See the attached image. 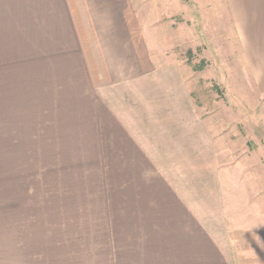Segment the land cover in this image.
I'll return each mask as SVG.
<instances>
[{
	"label": "crops",
	"instance_id": "obj_1",
	"mask_svg": "<svg viewBox=\"0 0 264 264\" xmlns=\"http://www.w3.org/2000/svg\"><path fill=\"white\" fill-rule=\"evenodd\" d=\"M35 2L0 0V264H236L184 68L155 57L130 0ZM221 3L264 89V0Z\"/></svg>",
	"mask_w": 264,
	"mask_h": 264
},
{
	"label": "rangeland",
	"instance_id": "obj_2",
	"mask_svg": "<svg viewBox=\"0 0 264 264\" xmlns=\"http://www.w3.org/2000/svg\"><path fill=\"white\" fill-rule=\"evenodd\" d=\"M35 1L17 0L19 16L26 17L27 7ZM221 1L130 0V8L136 23L139 16L146 29L155 57L184 68L198 112L211 129L227 187L225 204L236 264H264V188L262 194L250 191L251 172L260 178L257 187L264 186V170L250 164L253 158L264 163V150L253 152L256 143L248 127L251 112L260 116L258 126L264 132V89L252 87ZM240 110L247 116L242 129L235 120ZM260 139L257 145H264V135ZM56 158L51 154V161Z\"/></svg>",
	"mask_w": 264,
	"mask_h": 264
}]
</instances>
